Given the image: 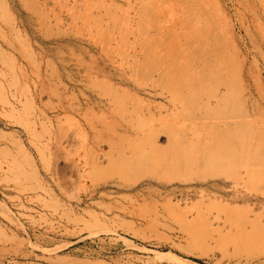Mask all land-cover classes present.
<instances>
[{
	"label": "rangeland",
	"instance_id": "1",
	"mask_svg": "<svg viewBox=\"0 0 264 264\" xmlns=\"http://www.w3.org/2000/svg\"><path fill=\"white\" fill-rule=\"evenodd\" d=\"M166 3L0 0V264H264V0Z\"/></svg>",
	"mask_w": 264,
	"mask_h": 264
},
{
	"label": "bare ground",
	"instance_id": "2",
	"mask_svg": "<svg viewBox=\"0 0 264 264\" xmlns=\"http://www.w3.org/2000/svg\"><path fill=\"white\" fill-rule=\"evenodd\" d=\"M139 1L141 3L140 10H143V11H150V10L151 11H156V10L159 11L160 10L162 12H165L167 10V8H166L167 3L166 2L168 0H139ZM155 21H156V23L158 22V20H155ZM155 21H153V20L148 21L147 25L155 24ZM182 51H183V49H180L179 52L181 53ZM179 52L174 53V55H177ZM186 52H187V54L185 56H183L184 57L183 60L181 62H179L175 67H173V71H165V72L167 74V77L169 79H172V80L173 79H179L180 77L184 78V79H188L189 81L186 82L185 87L186 88H194L197 85V81L193 78L194 77L193 74H194V72H198L197 71L198 66H196V65H198L199 63L195 64V60H193L191 58V56H189L190 50H187ZM212 73L214 74V71H212ZM215 76L218 78L222 77V79L224 80V84L226 85L228 90H230V88H232V74L230 71L227 74V76L224 75V77H223L222 74H219V73L218 74L216 73ZM220 90L215 91L214 97L218 98L221 101H224L227 98L226 93L222 94L221 97H218ZM150 92L153 93V91H150ZM179 100L180 99L178 97H176L174 99L175 109H176V106H178L177 103H179V102H177V101H179ZM173 109H174V107H173ZM183 110L185 111L187 109L183 108ZM199 155H200V153H199ZM234 157L235 156H233L231 154L230 155L226 154L225 156L221 157V159H223V161H225L230 166H232L234 161L236 160V159L234 160Z\"/></svg>",
	"mask_w": 264,
	"mask_h": 264
}]
</instances>
